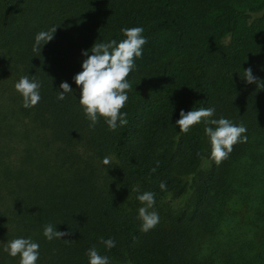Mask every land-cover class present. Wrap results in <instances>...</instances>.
Segmentation results:
<instances>
[{
	"label": "trees",
	"instance_id": "16d2710c",
	"mask_svg": "<svg viewBox=\"0 0 264 264\" xmlns=\"http://www.w3.org/2000/svg\"><path fill=\"white\" fill-rule=\"evenodd\" d=\"M131 27L147 42L128 77V123L90 128L73 79L82 52ZM249 68L264 81V0H0V264H19L3 250L16 238L40 245L36 264H88L93 246L109 264H215V248L230 259L226 247L244 235L227 209L235 204L257 250L245 264H264V89L244 81ZM25 75L41 84L31 108L14 87ZM62 82L73 94L61 101ZM200 107L247 128L219 164L203 122L186 134L176 125ZM144 192L160 217L147 233ZM48 224L71 234L48 241Z\"/></svg>",
	"mask_w": 264,
	"mask_h": 264
},
{
	"label": "clouds",
	"instance_id": "9594fccd",
	"mask_svg": "<svg viewBox=\"0 0 264 264\" xmlns=\"http://www.w3.org/2000/svg\"><path fill=\"white\" fill-rule=\"evenodd\" d=\"M58 27H52L48 31H40L35 36L34 51L41 52L43 45L50 42ZM142 27L123 28L121 32L125 37L120 42L111 40L105 43H94L90 50L83 51L82 56L87 57L81 65L82 71L74 76V83L80 89L79 105L84 115L91 122L90 128H94L99 120H104L110 131L127 125V113L122 110L128 101V92L132 90V84L128 77L136 68V60L143 55V46L146 39L142 36ZM89 51L91 55H89ZM247 84H255L256 88L264 89V81L254 77L252 69L244 70ZM15 90L22 97L24 108L36 106L40 99L39 81L30 79L25 75L15 84ZM61 91L57 99L64 100L66 93H72L73 89L67 82L60 84ZM215 109L200 107L187 113L181 111L176 125L181 133H188L193 127L205 124V134L210 139L211 157L217 164L228 158L238 143H246L247 132L243 124L236 125L232 121L220 118L213 119ZM104 165L111 164V158L105 157ZM155 171V169H153ZM161 190H166V183L161 182ZM139 191V188L133 189ZM143 205L138 209V219L141 221V231L144 233L154 229L160 221L158 213L153 210L155 194L144 192L137 197ZM71 233L60 232L52 224L44 227L43 236L48 240L61 239ZM67 242V241H66ZM106 249L116 246L114 239H100ZM40 245L30 238H16L4 245V251L10 257H19V264H36L39 259ZM88 264H109V257L102 256L95 246L87 250Z\"/></svg>",
	"mask_w": 264,
	"mask_h": 264
},
{
	"label": "rangeland",
	"instance_id": "374dc122",
	"mask_svg": "<svg viewBox=\"0 0 264 264\" xmlns=\"http://www.w3.org/2000/svg\"><path fill=\"white\" fill-rule=\"evenodd\" d=\"M229 211V214H232V218H236V222L240 227L242 228V233L244 235H238L233 237V244L231 247H226V251L229 253H232V258H227L225 253L221 254L219 247H216L213 253V257L216 258L215 264H220L221 262L223 264H245L247 260L249 262H254L256 257V246L255 244L252 245V249L249 250L247 245L245 244V238L247 237L245 235V232L247 231V215H245V209L243 208V205L241 204H235L234 206H230L227 208ZM233 221V219L231 220ZM227 228L224 230V233L227 232ZM232 234V231H231ZM237 237V239H236ZM241 239V241L238 242V240ZM238 243V244H237ZM243 247H247V249H243ZM225 251V252H226ZM249 251L252 253L250 254ZM254 254V255H253ZM250 256H254L252 259H250ZM229 259V260H228Z\"/></svg>",
	"mask_w": 264,
	"mask_h": 264
}]
</instances>
